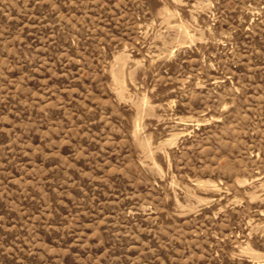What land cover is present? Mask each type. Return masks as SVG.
Listing matches in <instances>:
<instances>
[{
    "label": "rangeland",
    "instance_id": "rangeland-1",
    "mask_svg": "<svg viewBox=\"0 0 264 264\" xmlns=\"http://www.w3.org/2000/svg\"><path fill=\"white\" fill-rule=\"evenodd\" d=\"M0 264H264V0H0Z\"/></svg>",
    "mask_w": 264,
    "mask_h": 264
}]
</instances>
